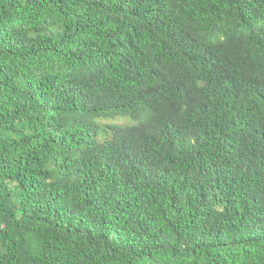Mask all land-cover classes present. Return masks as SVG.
Masks as SVG:
<instances>
[{
    "label": "trees",
    "instance_id": "16d2710c",
    "mask_svg": "<svg viewBox=\"0 0 264 264\" xmlns=\"http://www.w3.org/2000/svg\"><path fill=\"white\" fill-rule=\"evenodd\" d=\"M0 264H264V0H0Z\"/></svg>",
    "mask_w": 264,
    "mask_h": 264
},
{
    "label": "rangeland",
    "instance_id": "374dc122",
    "mask_svg": "<svg viewBox=\"0 0 264 264\" xmlns=\"http://www.w3.org/2000/svg\"><path fill=\"white\" fill-rule=\"evenodd\" d=\"M97 123L100 126L99 138L102 139L106 136V133L108 132L107 126L115 125V124L121 125V124H127V123H132V122L125 118H117V119L98 120Z\"/></svg>",
    "mask_w": 264,
    "mask_h": 264
}]
</instances>
